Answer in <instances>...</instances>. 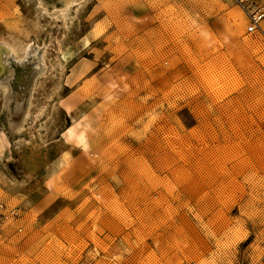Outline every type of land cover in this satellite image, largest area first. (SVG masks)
<instances>
[{
    "label": "rangeland",
    "instance_id": "374dc122",
    "mask_svg": "<svg viewBox=\"0 0 264 264\" xmlns=\"http://www.w3.org/2000/svg\"><path fill=\"white\" fill-rule=\"evenodd\" d=\"M246 25L233 0H0V264L264 263Z\"/></svg>",
    "mask_w": 264,
    "mask_h": 264
},
{
    "label": "built area",
    "instance_id": "2783aa9c",
    "mask_svg": "<svg viewBox=\"0 0 264 264\" xmlns=\"http://www.w3.org/2000/svg\"><path fill=\"white\" fill-rule=\"evenodd\" d=\"M233 2L247 21L246 33H259L264 38V0H233Z\"/></svg>",
    "mask_w": 264,
    "mask_h": 264
},
{
    "label": "bare ground",
    "instance_id": "6f19581e",
    "mask_svg": "<svg viewBox=\"0 0 264 264\" xmlns=\"http://www.w3.org/2000/svg\"><path fill=\"white\" fill-rule=\"evenodd\" d=\"M26 53L27 55L30 57L31 56V59H33L35 56H36V49L32 50V44H28L26 46ZM13 52V49L11 47H9L6 43L4 42H1L0 41V74L2 73V71L4 70V68L6 67V64H5V59L4 57L5 56H11V53ZM40 63V62H38ZM65 110H69V106L66 105L64 106ZM83 148L85 149V146H83Z\"/></svg>",
    "mask_w": 264,
    "mask_h": 264
}]
</instances>
